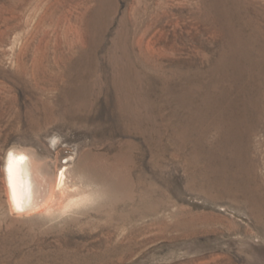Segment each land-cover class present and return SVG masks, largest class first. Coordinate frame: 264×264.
Instances as JSON below:
<instances>
[{
	"label": "rangeland",
	"instance_id": "rangeland-1",
	"mask_svg": "<svg viewBox=\"0 0 264 264\" xmlns=\"http://www.w3.org/2000/svg\"><path fill=\"white\" fill-rule=\"evenodd\" d=\"M252 70L264 0H0V264H264ZM225 147L230 178L209 170ZM12 149L67 166L80 201L12 211Z\"/></svg>",
	"mask_w": 264,
	"mask_h": 264
},
{
	"label": "bare ground",
	"instance_id": "bare-ground-1",
	"mask_svg": "<svg viewBox=\"0 0 264 264\" xmlns=\"http://www.w3.org/2000/svg\"><path fill=\"white\" fill-rule=\"evenodd\" d=\"M239 71L244 73L247 70L242 68ZM237 73L239 74L238 70ZM262 73V71L256 72L252 70L248 74L252 75L253 78L255 77L254 79L256 81L264 78L262 77ZM244 74L239 75L242 76ZM225 107L223 106L222 108ZM231 107L233 108L226 110V114L225 112L221 113L219 117L220 123L218 128L222 138L232 136L240 120L242 121L245 117L243 105L235 103L234 105L231 104ZM235 107L236 110H234ZM239 107H242V109ZM225 150L226 147L220 151V154L217 152H207L209 154L208 159L211 162L222 163L216 167L210 166L209 170L210 172L214 170L220 173L224 178H230L229 171L236 168L239 162L233 164L231 161H226V158H224L227 155ZM49 165L44 158L33 153L32 150L12 149L9 152L5 166V174L9 193V204L12 211L19 213L41 211L42 213L47 212L48 214L52 213L53 210L64 212L76 205L77 201H80L76 195H70V192L72 193V190L76 188L66 183L67 166H62L61 172L58 171L56 173ZM241 183L244 186V182ZM57 201L63 202L59 209H55L56 205L54 203Z\"/></svg>",
	"mask_w": 264,
	"mask_h": 264
}]
</instances>
